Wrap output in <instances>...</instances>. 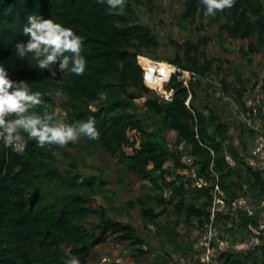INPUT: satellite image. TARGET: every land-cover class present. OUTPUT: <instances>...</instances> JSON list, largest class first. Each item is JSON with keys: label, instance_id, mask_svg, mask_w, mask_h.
<instances>
[{"label": "trees", "instance_id": "trees-1", "mask_svg": "<svg viewBox=\"0 0 264 264\" xmlns=\"http://www.w3.org/2000/svg\"><path fill=\"white\" fill-rule=\"evenodd\" d=\"M142 1L125 0L120 11L110 8L106 0H0V66L13 81H26L31 91L43 94L44 103L35 109L37 113H56V99H60L64 115H56L66 123L74 124L89 116L95 118L100 137L97 141L84 138L85 143L116 158L125 170L156 189L161 209L154 213L151 207L141 208L145 219L155 224L170 203L173 212L182 215L185 222L195 221L201 227L209 220L212 188L218 184L227 205L242 195L248 201L249 194L257 204L253 214L238 208L236 219L223 211L215 213L217 223L226 227V221L233 219L235 230L244 235L249 223L257 226L258 220L264 219V201L257 207L259 200H264V171L245 164L234 151L232 157L236 164L244 163V173L229 163L223 155L228 128L212 111L205 114L194 105L195 81L185 87L176 74H171L167 81V88L173 91L171 99L147 96L143 106L149 116L139 113L136 99L151 92L143 83L139 58L160 60L151 54L159 44L153 30L135 21L134 8ZM179 1L185 20L204 14L199 0ZM217 15L223 19L221 30L230 38L255 39V43L249 42L246 51L241 50L243 55L260 51L264 45L261 0H236L233 8ZM30 16L52 19L83 38L81 54L86 68L82 76L65 71L58 72L56 80H52L30 58L20 60L16 56L15 45L28 41L23 28ZM186 48L182 55L167 61L191 71L198 79L204 77L212 70L214 61L201 59L195 45ZM53 90L62 91L64 96L47 94ZM260 110L261 106L257 108ZM156 116L160 119L158 126L148 131L147 126L155 122ZM164 128L176 133V144L182 142L197 156L193 162L195 169L181 160V152L167 146L160 135ZM56 148L59 147L39 148L35 141H29L18 155L0 142V264H66L72 257L86 264L92 248L116 234L121 239L143 243L131 225L105 217L88 203L87 192L96 177L59 170L53 153ZM199 177L206 180L205 185L197 184ZM50 184L57 190L49 192ZM166 191L168 199L164 196ZM93 215L101 220L89 227ZM139 252L146 254L142 249ZM218 257L224 264H264L261 248L248 253L228 249Z\"/></svg>", "mask_w": 264, "mask_h": 264}, {"label": "rangeland", "instance_id": "rangeland-1", "mask_svg": "<svg viewBox=\"0 0 264 264\" xmlns=\"http://www.w3.org/2000/svg\"><path fill=\"white\" fill-rule=\"evenodd\" d=\"M261 2L264 4V0ZM182 12L183 5L179 0H143L135 6V21L151 27L159 43L151 54L160 57V60H149L141 56L139 61L143 68L147 63L154 66L167 65L168 59L182 55L185 50L190 49L191 47L186 48L189 44L197 46L201 59L214 61L209 73L200 79L197 76L194 80L196 88L193 102L199 110L205 114L207 110L212 111L226 124L228 139L224 142L223 155L231 165H237L239 171L244 173V163L236 164L232 151L249 165L247 158L259 134L258 130L264 135V45L259 52L243 55L242 51L248 49L249 42L255 43V39L230 38L220 28L223 19L219 15L207 17L204 14H196L193 19L185 20ZM164 76H160L153 84H147L143 80L151 92L136 99L141 116H149L143 106L147 96H157L162 100L164 91H170L167 88L169 78L162 80ZM56 104V113L63 116L64 111L59 106L60 99H56ZM90 106L94 108V104ZM259 106L261 110L257 111ZM159 121L156 116L155 122L150 123L147 130L151 131L158 126ZM160 135L171 150L181 152V160L184 163L194 168L193 162L197 160V156L189 146L182 142L176 144L174 131L164 128ZM53 153L59 170L69 169L71 174L78 172L86 177H96L91 191L87 192L90 196L88 203L103 212L105 217L131 225L143 242L138 244L131 239H121L118 234L110 235L105 242L92 248L86 264H108L113 261L121 264L200 262L202 251L195 247L200 227L193 219L191 224L185 222L182 215L178 216L173 212L170 203H167L166 213L158 215L155 224L142 216L143 207H151L154 213L161 209L160 200L156 198V189H152L148 181L141 180L125 170L116 158L104 153L97 146L85 143L84 138H81L75 147L56 148ZM192 176H195L194 171ZM198 182L201 183L200 180ZM47 190L54 192L57 189L50 184ZM81 192L86 193L84 190ZM164 196L168 199L169 192L166 191ZM242 199H245L243 195L236 198L238 201ZM262 201L264 200H259ZM248 203L257 205L250 194ZM236 208L234 205L229 206L224 212L235 217ZM233 219L226 221V227L216 221L221 234L228 237L232 245L244 236L235 230ZM100 220V216L93 215L88 221V226ZM231 225L233 227L227 229ZM139 249L146 254H141Z\"/></svg>", "mask_w": 264, "mask_h": 264}, {"label": "clouds", "instance_id": "clouds-1", "mask_svg": "<svg viewBox=\"0 0 264 264\" xmlns=\"http://www.w3.org/2000/svg\"><path fill=\"white\" fill-rule=\"evenodd\" d=\"M106 2L110 8H119L123 11L125 0ZM199 2L205 16L215 17L217 13L233 8L236 0ZM23 34L28 37L27 43L15 45V54L20 60L30 58L36 67L47 72L52 80H56L58 72L70 71L76 76L84 74L86 61L81 54L83 38L71 28L52 19L30 16L28 25L23 28ZM47 94L56 98L64 96L60 90H53ZM43 103L41 92L31 91L26 81H13L9 77V72L0 66V142L4 147L19 155L27 148L29 141H35L39 148L49 146L65 148L69 144L77 143L81 138L90 141L99 139L100 132L93 116L69 124L58 118L55 112L37 113L35 109ZM66 264H80V261L72 257Z\"/></svg>", "mask_w": 264, "mask_h": 264}, {"label": "built area", "instance_id": "built-area-1", "mask_svg": "<svg viewBox=\"0 0 264 264\" xmlns=\"http://www.w3.org/2000/svg\"><path fill=\"white\" fill-rule=\"evenodd\" d=\"M169 65L170 69L167 78H169L171 74H176L178 80H180L185 87H188V84L191 81H194L197 77L191 71L181 68L176 64L169 63ZM145 79L146 67L144 66L143 80L145 81ZM172 92V89H170V91L165 90L162 95V99L170 100ZM190 97L191 95L189 94L186 98L185 104L187 106H189ZM258 131L259 134L257 135L254 145L250 150L249 156L247 158V163L254 169L264 170V135L260 132V130ZM198 180H200L201 183H199ZM197 184L199 186L205 185L206 180L202 177H199L197 179ZM212 196L213 200L210 207L209 220L197 231L198 243L195 247H198L202 251V257L200 258V262L198 264H224V262L219 259L218 254L230 248H233L234 251L240 253H248L261 248L264 256V219H259L257 226L249 223L247 225L246 233L244 234L243 238L234 245L230 244V240L228 239V237L222 236L215 219L216 211L224 212L225 209H229V206L232 207L234 205L235 207H237L236 209L243 208L248 214H253L255 206H251L245 196L244 200L242 199L238 201L235 198L230 202V205H227L224 199L225 193L218 184L213 185ZM262 204L263 202H259V205L257 207L262 206Z\"/></svg>", "mask_w": 264, "mask_h": 264}, {"label": "bare ground", "instance_id": "bare-ground-1", "mask_svg": "<svg viewBox=\"0 0 264 264\" xmlns=\"http://www.w3.org/2000/svg\"><path fill=\"white\" fill-rule=\"evenodd\" d=\"M169 69H170V65L169 63L166 64H163L162 65H157V66H154V65H151L150 63H147L146 65V83H151L153 84L155 81L157 82L158 78L160 76H164L162 80H166L167 76H168V72H169ZM167 72V73H166Z\"/></svg>", "mask_w": 264, "mask_h": 264}]
</instances>
